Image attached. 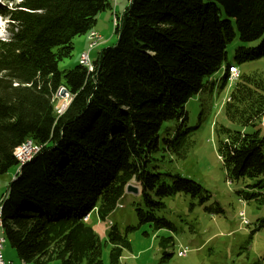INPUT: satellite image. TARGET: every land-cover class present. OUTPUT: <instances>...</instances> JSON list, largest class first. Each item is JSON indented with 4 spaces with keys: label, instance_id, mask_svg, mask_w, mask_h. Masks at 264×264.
Listing matches in <instances>:
<instances>
[{
    "label": "trees",
    "instance_id": "trees-1",
    "mask_svg": "<svg viewBox=\"0 0 264 264\" xmlns=\"http://www.w3.org/2000/svg\"><path fill=\"white\" fill-rule=\"evenodd\" d=\"M107 9V0L0 6L7 21V38L0 39V176L17 167L13 150L24 141L39 147L15 172L1 205L2 232L20 264H103L98 235L86 221L93 211L106 221L130 183L139 189L132 205L138 225L175 232L158 216L164 198L209 200L194 180L162 169L186 159L194 145L187 100L227 61L235 37L246 45L237 49L244 60L264 58V0H127L113 16L116 43L97 52L91 70L78 63L60 71L74 38L94 31ZM238 77L224 104L236 129L219 130L225 139L218 152L229 181L247 179L261 191L264 77ZM60 89L69 100L56 116ZM241 193L264 202V193ZM106 241L109 263L120 264L130 249L125 233L111 226ZM170 244L171 237L161 238V247Z\"/></svg>",
    "mask_w": 264,
    "mask_h": 264
},
{
    "label": "rangeland",
    "instance_id": "rangeland-1",
    "mask_svg": "<svg viewBox=\"0 0 264 264\" xmlns=\"http://www.w3.org/2000/svg\"><path fill=\"white\" fill-rule=\"evenodd\" d=\"M18 1L0 0V6L9 8ZM107 1L111 10L107 9L98 15L95 28L97 31L95 32L102 36L103 41L90 53L91 61L97 52L113 46L117 40L114 35L117 25H113L116 1ZM126 5L127 0L117 1L119 15ZM6 22V19L0 17V39L7 38ZM85 37L87 35L76 37L74 43L78 46L74 47L70 58L58 64L60 71L70 69L79 63L81 52L88 49L87 41L82 43ZM242 46L246 45L240 44L237 37L228 43L226 48L228 61L224 62L217 72L208 75L202 89L187 100L185 111L188 125L193 130L194 145L186 159H172L162 167L172 174L177 173L197 182L207 192L209 200L200 205L198 199L192 200L184 194L164 198L165 210L158 216L170 221L176 229L175 232L166 229L154 232L147 225H138L132 205L138 200L139 193L138 195L124 193L115 211L104 222L99 221L95 211L85 214L84 217L90 214L86 224L98 235L103 264H110V246L107 241L105 242V237L111 226L117 227L122 234L125 233L130 244V249L122 251L120 264H252L256 261L264 264V202L255 199L245 201L241 193L245 191L250 194H263L264 190L251 189L248 185L252 182L247 179L229 181L218 152L219 144L225 139L219 130L236 129V125L230 123L224 115V104L235 83L230 75L223 79L228 63H232L236 71L240 72L238 76L259 73L264 77V58L244 60V54H237V49ZM53 100L54 114L57 116L67 104L69 97L62 91L61 94H56ZM261 121L260 135L264 136V116ZM167 126L168 130L172 129V124ZM243 130L252 131L251 128ZM16 171L17 167L11 168L0 176V192L7 189L9 182L15 178L13 176ZM259 198L261 197L258 195L257 199ZM206 208L208 210H205ZM83 220L85 221L84 218ZM162 237H171V244L166 248L160 245ZM2 255L5 259L13 257V264H20L6 241ZM49 264L59 263L53 261Z\"/></svg>",
    "mask_w": 264,
    "mask_h": 264
},
{
    "label": "built area",
    "instance_id": "built-area-1",
    "mask_svg": "<svg viewBox=\"0 0 264 264\" xmlns=\"http://www.w3.org/2000/svg\"><path fill=\"white\" fill-rule=\"evenodd\" d=\"M113 22L116 23V19H114V17H113ZM97 35H99V34L96 33V35H93L90 47L87 49V53H86L85 57H83L81 59V60L86 61V68L87 69H88V67H92L91 60H90V53L93 50L92 49V42L94 41V37H96ZM235 70L236 69H233V71H232V77L233 78H235ZM60 91H61V89H60ZM61 92H60V94H61ZM67 104H68V102H67ZM67 104L64 105V109L67 106ZM63 110L59 111V114H61L63 112ZM38 150H39V147L36 144H34L31 140H27L26 150H19V148H18V151H16V154H15V159L17 161V170H19V163L20 162L24 161L25 159H28V157L33 156L34 153H36ZM6 192H7V190H4V192H0V201L2 200V196L5 195ZM0 264H10L9 257H7L6 259L3 258L1 239H0Z\"/></svg>",
    "mask_w": 264,
    "mask_h": 264
},
{
    "label": "bare ground",
    "instance_id": "bare-ground-1",
    "mask_svg": "<svg viewBox=\"0 0 264 264\" xmlns=\"http://www.w3.org/2000/svg\"><path fill=\"white\" fill-rule=\"evenodd\" d=\"M114 19H115V17H114ZM115 22H113V25L115 26ZM93 35H96V32L95 31H91V32H89L88 34H87V38H88V40L90 41L89 42V45H88V48L90 47V44H91V40H92V37H93ZM103 41V38H102V36L101 35H97L96 37H94V41L92 42V49H94L100 42H102ZM86 53H87V51H85V52H83V53H81L80 54V58H79V64L81 65V66H84V67H86V61H84V60H81L83 57H85V55H86ZM91 68L92 67H88V70H91ZM233 69H235L233 66H229V68H228V73L230 74V76L232 77V71H233ZM237 76H238V72L235 70V78H237ZM234 78V79H235ZM58 94H60V90H59V92H58ZM64 109V108H63ZM18 148H19V150H26V148H27V140L26 141H24L19 147H16L14 150H13V156H14V158H15V154H16V151H18ZM37 153V152H36ZM36 153H34V154H36ZM32 158V156L31 157H28V159H25L24 161H22V162H20L19 163V167L20 166H22V165H24L26 162H28L30 159ZM20 169V168H19ZM18 171V170H17ZM16 171V172H17ZM6 196H7V192H6V194L5 195H3L2 196V200L0 201V214H1V205H2V203H3V201H4V199L6 198ZM88 218V215H86L85 217H84V219H87ZM0 239H1V243H2V249H3V245H4V243H5V237H4V234H3V232H2V227H1V217H0ZM9 259H10V264H13L14 263V259H13V257H9Z\"/></svg>",
    "mask_w": 264,
    "mask_h": 264
},
{
    "label": "water",
    "instance_id": "water-1",
    "mask_svg": "<svg viewBox=\"0 0 264 264\" xmlns=\"http://www.w3.org/2000/svg\"><path fill=\"white\" fill-rule=\"evenodd\" d=\"M61 91H63L62 89H61ZM60 91V92H61ZM62 93V92H61ZM22 167V166H21ZM21 167H19V168H21ZM125 193H131V194H133V195H138V193H139V191H138V188L136 187V186H134V185H132V184H128V185H126V187H125Z\"/></svg>",
    "mask_w": 264,
    "mask_h": 264
},
{
    "label": "crops",
    "instance_id": "crops-1",
    "mask_svg": "<svg viewBox=\"0 0 264 264\" xmlns=\"http://www.w3.org/2000/svg\"><path fill=\"white\" fill-rule=\"evenodd\" d=\"M116 1V7L114 8V16H120L119 15V13H118V8H117V1L118 0H115ZM123 13V12H122ZM121 13V14H122ZM95 28H96V26H95ZM95 28H94V31H96L95 30ZM97 32V31H96ZM78 38H81V37H78ZM82 40H84L83 38H82ZM76 41V38L73 40V42H75ZM80 41V40H79ZM87 41V45H88V40H87V37H85V40L82 42V43H84V42H86ZM80 43V42H79ZM100 45V44H99ZM99 45H97L95 48H94V50H96L98 47H99ZM76 46H78V45H76L75 43H74V47H76ZM83 52H85V50L84 51H82L81 53H83Z\"/></svg>",
    "mask_w": 264,
    "mask_h": 264
}]
</instances>
